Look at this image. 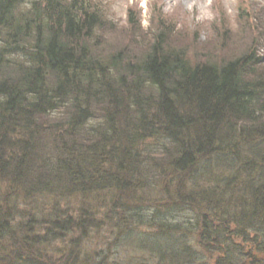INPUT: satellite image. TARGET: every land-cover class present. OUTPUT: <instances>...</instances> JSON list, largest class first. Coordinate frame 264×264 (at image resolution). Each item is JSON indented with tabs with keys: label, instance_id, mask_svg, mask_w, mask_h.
Instances as JSON below:
<instances>
[{
	"label": "trees",
	"instance_id": "trees-1",
	"mask_svg": "<svg viewBox=\"0 0 264 264\" xmlns=\"http://www.w3.org/2000/svg\"><path fill=\"white\" fill-rule=\"evenodd\" d=\"M98 9L0 0V264L264 258V60L162 16L106 48Z\"/></svg>",
	"mask_w": 264,
	"mask_h": 264
},
{
	"label": "rangeland",
	"instance_id": "rangeland-1",
	"mask_svg": "<svg viewBox=\"0 0 264 264\" xmlns=\"http://www.w3.org/2000/svg\"><path fill=\"white\" fill-rule=\"evenodd\" d=\"M86 1L99 8L106 22V34L101 40L106 48L122 46L128 40L147 45L152 39V27L162 16L173 27L171 42L186 44L190 54L203 52L207 46L222 51L225 48L232 55L256 48L257 55L264 60V0ZM240 10L250 13V18L239 19ZM192 216L185 215L184 219ZM252 254L256 257L253 264H264L263 257ZM246 256L243 262L251 264L252 258Z\"/></svg>",
	"mask_w": 264,
	"mask_h": 264
},
{
	"label": "water",
	"instance_id": "water-1",
	"mask_svg": "<svg viewBox=\"0 0 264 264\" xmlns=\"http://www.w3.org/2000/svg\"><path fill=\"white\" fill-rule=\"evenodd\" d=\"M247 254H248V256L250 258H252V260L250 261L251 264H253L254 262H256V257L251 252H248Z\"/></svg>",
	"mask_w": 264,
	"mask_h": 264
}]
</instances>
